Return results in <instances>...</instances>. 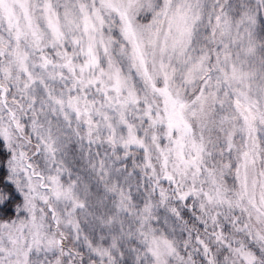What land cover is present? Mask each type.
I'll return each mask as SVG.
<instances>
[{
    "label": "snow or ice",
    "instance_id": "6c2138e0",
    "mask_svg": "<svg viewBox=\"0 0 264 264\" xmlns=\"http://www.w3.org/2000/svg\"><path fill=\"white\" fill-rule=\"evenodd\" d=\"M0 264H264V0H0Z\"/></svg>",
    "mask_w": 264,
    "mask_h": 264
}]
</instances>
